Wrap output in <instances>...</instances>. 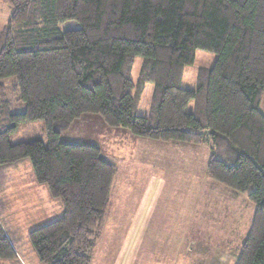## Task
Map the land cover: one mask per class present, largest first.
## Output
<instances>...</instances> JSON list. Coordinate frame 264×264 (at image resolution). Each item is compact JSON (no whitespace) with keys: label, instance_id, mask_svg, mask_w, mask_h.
I'll use <instances>...</instances> for the list:
<instances>
[{"label":"trees","instance_id":"trees-1","mask_svg":"<svg viewBox=\"0 0 264 264\" xmlns=\"http://www.w3.org/2000/svg\"><path fill=\"white\" fill-rule=\"evenodd\" d=\"M7 3L11 13L0 31V168L28 159L37 184L62 208L59 218L28 233L38 260H94L117 165L98 146L62 135L75 121L100 116L145 139L209 145L207 176L229 192L247 193L256 205L234 264H264V0ZM67 21L79 27L63 30ZM197 50L215 53L216 60L199 68L194 88H183ZM9 82L24 104L19 112L12 111ZM150 83L149 112L140 115ZM39 120L46 140L11 142L21 124ZM5 227L0 216V261H15Z\"/></svg>","mask_w":264,"mask_h":264},{"label":"rangeland","instance_id":"rangeland-1","mask_svg":"<svg viewBox=\"0 0 264 264\" xmlns=\"http://www.w3.org/2000/svg\"><path fill=\"white\" fill-rule=\"evenodd\" d=\"M10 13L7 0H0V31ZM77 27L76 21L61 25L63 30ZM216 57L213 52L197 50L194 63L185 67L181 86L194 88L199 68L212 67ZM141 65L142 58H135V81ZM10 86L7 83L12 111L19 112L24 104L17 101L19 95L11 92ZM153 90V84L146 85L138 114H148ZM193 107L191 102L188 110ZM261 110L264 112V96ZM99 117L85 116L62 135L67 142L98 146L101 156L118 169L92 264H234L256 205L247 193H230L207 176L210 146L145 139L127 129L110 127ZM37 138L46 140L43 120L21 124L10 140ZM33 177L29 160L0 170V208L7 210L2 215L0 209V216L10 241L27 264H37L30 255L36 253L30 248L28 233L62 215L50 204L48 193L36 201L29 197L38 189L31 185Z\"/></svg>","mask_w":264,"mask_h":264},{"label":"crops","instance_id":"crops-1","mask_svg":"<svg viewBox=\"0 0 264 264\" xmlns=\"http://www.w3.org/2000/svg\"><path fill=\"white\" fill-rule=\"evenodd\" d=\"M26 160H28V159H24V160L19 161V162L15 163V164H11V165L5 166V167H3V168H0V170H5V171H7V170L10 168V166L15 167V166L21 165V164H22L23 162H25ZM32 169H33V168H32ZM33 176H34V172H33ZM31 185H33V187H38V189H37V193H36L35 195H29V197H31V198L34 197V201L39 200V199H37V198L43 197V194H44V193H48V194H49L47 188H45L46 186L37 184V182L35 181V178H34V177L32 178V183H31ZM37 195H38V196H37ZM50 199H51V197H50ZM50 204L55 205V206L58 208V212H57V214H61V213H62V208H61L60 204H59L57 201L51 199ZM6 207H7V206H6ZM3 212H4V213H3ZM6 212H7V210H5L4 208H2V215H5ZM6 233H7V230H6ZM7 235H8V233H7ZM8 236H9V235H8ZM15 248H16V250H17L18 258H17V260H15L14 262H15L16 264H19V262H21V264H27V263H26V260L24 259V255H23L21 252L18 251L17 247H15ZM24 250H25V249H24ZM23 253H24V252H23ZM30 255H31V257H32L33 259L36 258L35 261H37V264H40V261L38 260L37 255H34L33 252H31ZM220 256H221V255H220ZM95 257H96V254H95ZM95 257H94V259H95ZM218 257H219V256H218ZM93 262H94V260H93ZM93 262H92V263H93ZM218 264H223V262L220 261Z\"/></svg>","mask_w":264,"mask_h":264}]
</instances>
